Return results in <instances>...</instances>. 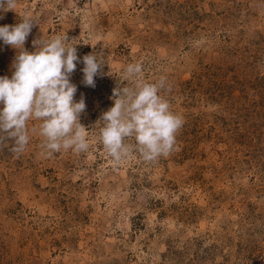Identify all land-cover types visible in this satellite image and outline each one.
Segmentation results:
<instances>
[{
    "label": "rangeland",
    "instance_id": "obj_1",
    "mask_svg": "<svg viewBox=\"0 0 264 264\" xmlns=\"http://www.w3.org/2000/svg\"><path fill=\"white\" fill-rule=\"evenodd\" d=\"M0 26L28 14L33 40L79 38L70 82L90 129L112 106L129 63L166 77L184 118L176 149L116 165L90 148L22 154L0 143V264H264V0H18ZM103 54L94 87L82 57ZM16 51L0 41V77ZM130 83V82H129Z\"/></svg>",
    "mask_w": 264,
    "mask_h": 264
},
{
    "label": "clouds",
    "instance_id": "obj_2",
    "mask_svg": "<svg viewBox=\"0 0 264 264\" xmlns=\"http://www.w3.org/2000/svg\"><path fill=\"white\" fill-rule=\"evenodd\" d=\"M17 2L0 0V12H15ZM18 18L15 25L0 26V41L16 51L11 78L0 77V143L11 140V152L22 154L30 139L28 122L35 120L40 123L31 132L43 138L42 154L47 157L62 150L88 151L93 132L116 165L133 156L154 163L175 151L184 118L166 98L171 90L166 77L147 82L141 62L127 64L112 91V106L86 129L80 123L84 100L74 101L76 86L70 82L81 62L79 38H69L66 32L40 36L29 52L24 45L38 24L28 14ZM82 63L83 83L94 87V78L104 68L103 54L93 51L82 57Z\"/></svg>",
    "mask_w": 264,
    "mask_h": 264
}]
</instances>
